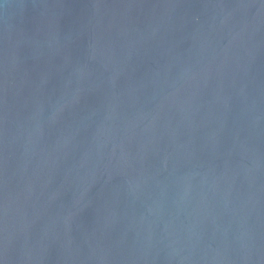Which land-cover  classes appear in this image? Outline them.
Here are the masks:
<instances>
[{"label":"water","instance_id":"obj_1","mask_svg":"<svg viewBox=\"0 0 264 264\" xmlns=\"http://www.w3.org/2000/svg\"><path fill=\"white\" fill-rule=\"evenodd\" d=\"M0 264H264V0H0Z\"/></svg>","mask_w":264,"mask_h":264}]
</instances>
